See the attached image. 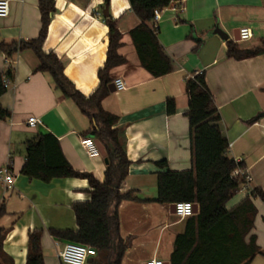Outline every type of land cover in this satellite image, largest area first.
<instances>
[{
	"label": "crops",
	"instance_id": "1",
	"mask_svg": "<svg viewBox=\"0 0 264 264\" xmlns=\"http://www.w3.org/2000/svg\"><path fill=\"white\" fill-rule=\"evenodd\" d=\"M8 1L9 13L0 18V42L36 38L40 28L37 0ZM103 1L54 0L55 12L42 44L43 52H53L61 60L65 77L84 96L97 88V72L106 57ZM175 4L179 9L162 12L158 22L157 39L171 61V71L160 77L151 76L139 63L129 32L140 21L128 0H110L107 5L108 15L121 34L117 52L125 60L110 69V85L114 79H122L125 88H109L101 107L117 117L113 128L120 129L125 138L130 163L120 192L135 190L146 200H125L118 205V236L127 243L120 264H144L151 258L169 264L175 237L185 229L187 218L175 215L170 204L154 199L157 174L162 171L157 162L165 160L172 171L192 168L184 89V81L192 73L204 72L220 116V131L228 141V156L243 163L251 188L264 192V53L239 60L225 55L226 40L237 43L240 49L260 46L264 40V0H175ZM216 27L227 33L226 40L214 34ZM242 27L251 30L249 44L241 45L244 41L238 38ZM198 39L202 44L193 52ZM38 63L30 49L9 59L0 51V73L10 70L12 75L0 96V105L9 113L7 119H0V167L9 165L14 178L10 189L0 185V204L5 208L0 228L8 230L2 247L14 264H25L28 236L36 232L44 264H63L57 253L67 241L56 239L50 230L76 231L71 206L89 201L91 188L81 178H53L47 183L28 179L21 173L25 145L49 133L58 140L74 170L89 173L100 182L105 179V161L102 156L86 154L81 139L97 140L88 118L54 86L48 72L36 70ZM168 98L175 103L173 115L165 111ZM30 117L40 123L29 127L26 121ZM247 195L240 190L226 208L231 209ZM253 200L256 215L251 233L264 252V203ZM98 258L97 254L86 264ZM249 264H264V255L257 254Z\"/></svg>",
	"mask_w": 264,
	"mask_h": 264
},
{
	"label": "trees",
	"instance_id": "2",
	"mask_svg": "<svg viewBox=\"0 0 264 264\" xmlns=\"http://www.w3.org/2000/svg\"><path fill=\"white\" fill-rule=\"evenodd\" d=\"M109 1H103V8ZM128 2L130 10L140 21L129 32L140 65L153 77L169 73L171 61L163 53L157 30L151 29L150 21L153 10L166 7L170 0ZM37 7L40 13L37 37L28 41L0 42V51L9 59L22 50H32L39 62L36 70L48 72L54 86L88 118L90 131L104 145L106 152L105 179L100 182L89 173L74 170L64 158L58 140L49 133L27 141L21 173L28 179L45 183L53 178L86 179L91 188L89 201L74 202L71 206L76 231L51 229L50 234L56 239L94 248L99 258L91 260L90 264H120L127 243L118 236V205L125 200H143L135 190L120 192L130 163L125 154V138L120 129L113 128L117 117L101 107L102 99L109 92L110 69L125 61L117 52L121 34L116 21L109 15L104 17L107 26L105 61L97 72V88L84 96L65 77L61 60L53 52L42 51L55 12L54 0H37ZM201 44V39L196 40L193 52H197ZM225 45L226 57L237 60L264 53V40L253 49H240L237 43L229 40L225 41ZM11 76L10 70L0 73V96L7 89L3 85V78ZM206 83L203 71L192 73L184 81L188 98L185 116L190 131L192 168L172 171L167 169L165 160L157 162L162 171L157 174L154 201L163 205L181 201L197 205L196 213L187 217L183 233L175 237L169 264H249L257 254L264 255L257 247L256 236L251 233L256 215L253 199L258 198L264 203V192L258 187L252 188L249 195L237 205L226 208L227 202L244 184V179L232 177V172L244 166L228 156V141L220 131V116ZM165 111L168 115L174 114L175 103L172 98L166 99ZM8 116V111L0 105V119H7ZM4 214V205L0 204V218ZM7 232L0 228V264H14L12 257L2 247ZM39 238V233L29 234L25 264H44L39 251Z\"/></svg>",
	"mask_w": 264,
	"mask_h": 264
},
{
	"label": "built area",
	"instance_id": "3",
	"mask_svg": "<svg viewBox=\"0 0 264 264\" xmlns=\"http://www.w3.org/2000/svg\"><path fill=\"white\" fill-rule=\"evenodd\" d=\"M179 8L175 4V0H170L169 5L161 9H154L152 12V18L150 21V27L152 30L156 31L158 27V22L161 18L162 12L166 10L176 11ZM9 13V1L0 0V18L6 17ZM239 40L245 41L251 38V30L247 27H242L238 30ZM11 83L8 77L3 78V85L7 88ZM113 84L116 90H122L125 88V84L122 79H114ZM27 125L29 127H35L40 123V120L34 117L27 119ZM82 147L84 148L86 154L89 157H99L100 152L95 140L91 137H84L80 141ZM232 177H242L244 179V184L241 187V191L250 193L251 191V178L246 173L244 167L237 168L232 172ZM14 183V178L9 165L0 167V185L4 186L6 189H10ZM174 204V213L180 218H187L193 215V205L194 203L188 201L176 202ZM96 256V251L94 248L87 246L85 244H80L76 242H66L62 246L61 250L57 253V257L63 264H86L90 258ZM144 264H164L161 259L151 258L145 261Z\"/></svg>",
	"mask_w": 264,
	"mask_h": 264
},
{
	"label": "water",
	"instance_id": "4",
	"mask_svg": "<svg viewBox=\"0 0 264 264\" xmlns=\"http://www.w3.org/2000/svg\"><path fill=\"white\" fill-rule=\"evenodd\" d=\"M108 7L107 6H105L103 9H102V15L104 16V17H106V16H108ZM214 34H218L223 40H226L227 39V33H225V32H223L220 28H218V27H216V29H214ZM235 40H238V38H234ZM109 88L111 89V90H113L114 91V84H111L110 86H109ZM263 115H264V113H262ZM95 143H96V145L98 146V149H99V152H100V156H102L103 158H104V161H105V158H106V152H105V150H104V148H103V146L96 140L95 141ZM170 207L172 208V209H174V204H170ZM196 211H197V205L196 204H194L193 205V214H195L196 213ZM165 264H168V263H165Z\"/></svg>",
	"mask_w": 264,
	"mask_h": 264
},
{
	"label": "rangeland",
	"instance_id": "5",
	"mask_svg": "<svg viewBox=\"0 0 264 264\" xmlns=\"http://www.w3.org/2000/svg\"><path fill=\"white\" fill-rule=\"evenodd\" d=\"M249 43H250V41L248 40V41L242 42L241 45H245V44H249Z\"/></svg>",
	"mask_w": 264,
	"mask_h": 264
}]
</instances>
